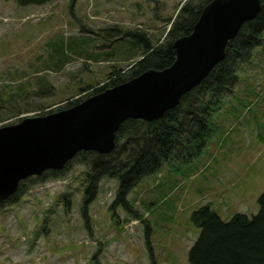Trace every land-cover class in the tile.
Wrapping results in <instances>:
<instances>
[{"label": "rangeland", "instance_id": "374dc122", "mask_svg": "<svg viewBox=\"0 0 264 264\" xmlns=\"http://www.w3.org/2000/svg\"><path fill=\"white\" fill-rule=\"evenodd\" d=\"M200 0H0V127L88 97L114 69L128 73L141 46L166 39L182 8ZM119 37V38H118ZM80 43L76 53L63 46ZM231 95L212 104L209 135L145 176L114 205L118 182L104 178L83 208L87 167L34 177L0 208V264H191L201 228L192 214L210 205L229 221L252 217L264 192V43L238 71ZM85 90L83 91L82 89Z\"/></svg>", "mask_w": 264, "mask_h": 264}, {"label": "trees", "instance_id": "16d2710c", "mask_svg": "<svg viewBox=\"0 0 264 264\" xmlns=\"http://www.w3.org/2000/svg\"><path fill=\"white\" fill-rule=\"evenodd\" d=\"M21 6L43 5L52 0H16ZM78 0H70V6ZM212 0H200L195 6L188 4L182 8L173 22L166 39L154 44L143 33L128 31L123 37L131 38L137 47L141 46V58L128 73L112 70L103 86L94 88L88 95L124 83L148 69H165L175 61L173 42L177 38L192 32L205 5ZM259 14L243 24L237 36L226 48V57L194 89L186 93L180 103L152 121L129 119L124 122L116 137V147L108 154L95 151H81L70 160L62 171H48L40 177L60 176L74 164L87 167L86 189L83 208L96 198L99 183L104 178H114L118 182L114 205H122L130 210L128 195L145 176L158 172L164 163L171 160L175 151L198 143L209 135L212 126V104H217L232 94L238 83L240 67L250 62L253 51L264 43V0ZM119 38V37H118ZM74 40V39H73ZM70 38L61 42L57 51L59 62L67 59L63 46L67 45L73 53L81 46L73 44ZM83 91L85 90L82 89ZM86 98V97H85ZM84 98L69 101L63 108L71 107ZM33 177L24 180L11 198L0 202V208L6 204H15L24 191V186ZM260 210L252 217L243 214L234 215L224 221L205 205L192 214V222L201 228V233L190 250L191 264H264V192L259 199Z\"/></svg>", "mask_w": 264, "mask_h": 264}, {"label": "water", "instance_id": "95a60500", "mask_svg": "<svg viewBox=\"0 0 264 264\" xmlns=\"http://www.w3.org/2000/svg\"><path fill=\"white\" fill-rule=\"evenodd\" d=\"M261 7V0H212L192 32L173 42L170 67L148 69L71 107L0 127V202L27 178L63 170L81 151L112 152L127 120L149 122L176 107L226 57L228 43Z\"/></svg>", "mask_w": 264, "mask_h": 264}]
</instances>
